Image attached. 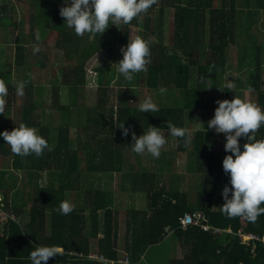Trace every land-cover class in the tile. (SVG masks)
Returning a JSON list of instances; mask_svg holds the SVG:
<instances>
[{"label": "trees", "instance_id": "16d2710c", "mask_svg": "<svg viewBox=\"0 0 264 264\" xmlns=\"http://www.w3.org/2000/svg\"><path fill=\"white\" fill-rule=\"evenodd\" d=\"M30 4L34 12L30 24L38 25L42 33V30L55 31L58 36L55 47L63 48L66 59L74 57L76 64L63 67L60 85L51 89L53 106L61 116L56 134L50 135L48 127L39 125L33 114L37 103L31 98L34 87L27 79L31 73L23 80L27 81L24 101L19 112H16L14 122L8 117L0 120V132H10L24 122L37 128L52 148L51 151L45 150L40 157L34 154L20 157L12 153L10 146L0 136V155L11 160L10 169H0V177L11 180V185L16 188L20 182L19 173L24 172L28 179L26 186L23 181L18 187L17 197L20 199L15 197L11 202L9 190L0 191L5 194L0 211L7 213L8 217L10 214L16 217L28 215L26 225L30 231L27 234H32V238L18 237L15 234L21 231L17 230V225L22 223L9 219L6 225V221H2L0 264H24L30 261L29 254L35 249L31 242L37 240L35 235L47 224V211L50 213V234L44 236V245L39 246H58L62 249L61 254L55 256L62 260L55 258V263L100 264L99 259H87L89 253L105 257L108 264L117 260L119 248L114 228L115 211L110 192L103 189L101 182L106 174L122 173L124 164L128 167L130 188L140 192L136 196V207L131 210L127 220L130 235H126L124 249L130 264L140 263L148 248L164 241L167 229L178 223L186 213L195 210L204 212L209 224L222 229L223 233L213 235L197 226L174 229L170 234L187 252L181 259L170 260L169 264H264V247L256 244L255 253L252 254L251 245L242 243L238 237L241 220L246 223V231L263 233L264 215L254 223L242 217H227L220 208L224 203L221 196L223 188L216 192H206L203 188L196 190L193 207H189L186 192L179 191L178 186L169 183L166 187L163 182L156 184V176L149 172L148 167L144 168L138 160L128 162L127 152L136 153L131 151V133L124 136L120 128L124 124L137 136L142 135L149 125L162 127L165 133H168V122L187 128L191 136L190 147H185L183 138L175 137L176 146L178 153L193 151L197 155L196 165L191 166L185 161L171 169L190 172V178L196 185L201 183L200 176L214 173L215 166L219 168L225 155L230 153L224 150L226 138L223 134V155L221 158L215 156L210 149L211 143L209 145L206 139V126L209 118L212 119L209 114L214 109V89L218 83L216 74L223 72L228 62V52L234 46H238L240 52L238 64L241 71L230 80L232 87L225 86L223 90L229 100L241 95L246 100L249 89H252L257 105L264 110V45L257 42V34L250 32L256 22V14L264 11V0H245L243 7L237 6V0H157L147 13H142L129 24L110 25L101 36L93 38L88 34L77 36L64 24L65 20L59 14L62 0H31ZM5 9V5L0 3V26L8 24V17L2 15ZM169 16H172L171 24ZM244 19L246 22L243 24ZM20 24H24V20H20ZM131 28L136 30L134 37L131 36ZM136 36L152 38L151 63L146 71L134 74L131 81L120 76L116 79V87H113L110 80L117 76L118 65L115 63L122 59L120 49ZM31 40L32 37L28 43ZM25 50L23 43L15 46L14 60L18 67L25 63ZM94 56L99 57L101 62L95 70L93 104L79 105L78 94L86 85L85 64ZM35 57L34 64L43 68L47 54L41 50ZM191 67L195 69L194 82L189 79ZM139 77L144 78V87L154 92L156 98L161 97L163 103L157 104V112L142 113L138 107L127 102V94L133 92L136 87L134 80ZM6 85L8 96L5 98V109L8 112L12 104L19 103L13 99L16 86L11 82ZM72 107H77L79 124L74 148L70 147V122L67 119ZM256 137L264 139V126L257 130ZM244 143L246 140L241 138L242 151ZM169 166L170 160L163 163L160 169ZM222 172L225 173L223 168ZM43 174L47 175L48 181L40 187L37 179ZM182 178L186 179L184 174ZM74 191L82 192L83 206L62 215L56 209L62 201H70ZM26 198H32L28 210L22 207ZM144 206L145 209L142 208ZM8 230L13 237L6 236ZM224 230H231L232 233ZM17 238L28 244L26 248L22 244L19 246ZM6 258H9L8 262Z\"/></svg>", "mask_w": 264, "mask_h": 264}, {"label": "rangeland", "instance_id": "374dc122", "mask_svg": "<svg viewBox=\"0 0 264 264\" xmlns=\"http://www.w3.org/2000/svg\"><path fill=\"white\" fill-rule=\"evenodd\" d=\"M30 2L31 0H0V3L2 5H5L6 7L2 15L8 17V24L6 26H0V78H3L5 83L11 82V84L16 86L19 82L26 79V76H29L31 73V77L29 76L27 79L31 81L30 84L34 87V91H32L31 98H33L35 101H32L37 103L36 107L34 108L33 114L37 117L39 125L48 127V129L50 130V135H53L56 134L57 129L61 124V116L59 115V111L56 109V107L53 106V95H51V89L54 86L60 85L63 67H65L66 65H70L71 67L74 66L76 64V59L74 57H71L70 60H67L64 55L63 48L58 49L55 47L58 41V36L55 31L42 30V33L38 25L30 24V22H32L31 15H33L34 13L32 4H30ZM244 2L245 0H237V6L243 7ZM20 20H24V24L21 25ZM245 22L246 20L244 19L243 24ZM250 32L252 34H257V42L259 44L264 45V11H260L256 14V22L251 26ZM36 34L40 35L42 51L47 54V59L43 68H40L38 65L34 64L36 57L32 52V46L34 43H36ZM135 34V28H131V36L134 37ZM31 37L32 40L30 41V43H28ZM18 43H23L26 48L25 63L22 64L21 67H18L14 60V50L15 46ZM235 49L237 51H234ZM228 54L229 57L226 67L223 69V72L218 71L216 74V78H218V83L216 88L214 89V109L209 114L210 117L212 115V118L214 116L215 108L218 107L216 101L225 99L229 100V98L225 94V91L223 90L224 87L228 86L230 84V80L236 77L237 74L241 71L238 64L240 55V52H238V46H234V48H231ZM100 62V58L94 56L89 59L85 64L86 85L81 88L78 94L79 105L85 104V106H90L93 104L95 93V89H93V86L95 85V70L100 65ZM190 69V81L194 82L195 69L193 67H191ZM110 70H112L111 66ZM142 78L134 80V85H136V87L133 89V92H128L127 102L130 103L132 106L138 107L139 103L143 102L146 97L151 96L153 102L159 105L156 99H159L161 97L154 98V92H151L149 89L144 87V78ZM113 80H116L115 76L111 78L110 83L113 85V87H116L115 85H117V81L114 84ZM36 81L38 82V84L36 83ZM25 82L27 81L25 80ZM240 98L244 99V96L241 95ZM13 99L17 100L19 104H12V106H10V108L12 109H10L8 112L5 109L4 113L0 114V120L3 117H8L9 119H11L12 122H14L15 118L17 117L16 112H19L21 108V103L24 101V95L19 96L15 91ZM246 100H250L257 104L256 97L252 92L249 93ZM64 102L65 101H61V103ZM71 109L72 112L67 119L70 122V147L74 148L76 147V131L77 129H79V124L77 107H72ZM1 125L2 123L0 122V126ZM206 128L208 131L206 139L209 145L211 143L210 149L214 152L217 158H221V156L223 155V133L217 134L215 133L214 129H208L207 126ZM165 137L167 141L166 144H170L168 146H166L165 144L161 151H164L165 155H170L169 159L171 161V164L169 168L165 167V169L161 170L160 166L163 164L161 160L152 157L150 154H144L142 156L143 159H140L141 161L138 162L144 168H147L148 166L151 167V169L149 167V172L155 174L156 184H158L159 182H163L166 187L169 186V183H171L172 186L173 184L175 186H178L179 191L186 192V201L189 207H193L196 192L199 191L201 188H203L206 192H216L222 189L227 184V182L229 181V176H226L225 173L223 174V167L221 164L219 165V168L215 166L214 173H212L210 176H200V178L198 177L201 180V183H199L198 185H196V183L193 184L195 181L191 180L190 177H192V174L190 172L187 171L183 173L171 169L175 164L179 162L184 163L185 161H187L191 166L196 165L197 155L194 154L193 151L191 153L186 152L181 155L177 154L178 150L176 147V138L172 137L168 133H165ZM162 156L164 155L161 153L160 157ZM126 158L128 161L132 162L136 160L134 159V154L132 153H129ZM167 159L168 157L164 156L163 160L167 161ZM141 162L146 163V165L142 164ZM10 167L11 160L8 158H3L0 155V169H10ZM128 173V167L126 164H124L122 173H110L109 176L106 174L102 177L101 184L104 185L107 191L111 192L112 197L115 201L114 207L118 212H122L125 209L126 199L130 198V202L134 204L136 201V196H138V194L140 193L137 192V190L130 188L132 185L131 182L128 180ZM183 174L186 179L182 178ZM18 176L20 181L18 187L20 188L21 184L24 182L26 186V181L28 180L26 174L23 172L22 174L19 173ZM46 179L45 175H42L40 180L39 178L37 179V185H41L40 187L45 186V183H47L48 181V179L47 181ZM10 182L11 180H9L8 183L10 184ZM8 183H5L4 185H7ZM18 187L15 188V192H17L16 195H18L19 192ZM81 197L82 192L74 191L71 193L70 202L74 205V208H79L80 205H83V200L81 199ZM3 220L4 213L0 211V221ZM120 223L122 228V225L125 222L121 220ZM0 225L2 226L1 222ZM167 231L169 234H164V241L158 245L148 248L143 260L138 264H169L170 260L181 259L184 256V254L187 252V249H185L181 245V243L170 234L171 231L169 229H167L166 232ZM122 235L123 233L121 232V241L125 240V235ZM123 264H130V262L128 261L127 263L126 260H124Z\"/></svg>", "mask_w": 264, "mask_h": 264}, {"label": "clouds", "instance_id": "9594fccd", "mask_svg": "<svg viewBox=\"0 0 264 264\" xmlns=\"http://www.w3.org/2000/svg\"><path fill=\"white\" fill-rule=\"evenodd\" d=\"M157 0H62L63 6L59 14L64 18L66 26L74 31L77 36L88 34L90 38L101 36L110 25L129 24L142 13H147ZM36 43L32 46L33 54L41 52V37L35 35ZM152 38L145 39L136 36L129 39L128 43L121 47L122 59L117 63V76H123L131 81L134 74L146 71L151 63ZM116 83V80H113ZM232 87L231 84L228 85ZM25 82L16 85V93L24 95ZM251 92L252 89H249ZM8 86L3 78H0V113H4ZM218 107L214 110V116L207 122L208 129H214L215 133H223L226 138L224 150L226 153L222 161V167L229 182L221 192L224 200L220 207L224 215L229 218L242 217L249 222H256L258 217L264 215V139H257L256 132L264 126V110L250 100H244L234 96L232 100H217ZM158 106L151 96L139 103L138 111L142 113L157 112ZM122 134L128 136L131 133V151L136 154H150L159 158L161 150L166 144L165 129L149 125L142 135L137 136L131 128L120 126ZM167 132L172 137L183 138L185 147L191 144V136L187 128L176 127L171 122L167 123ZM12 153L26 157L34 154L36 157L43 155L45 150L52 148L48 141L35 127L24 122L19 123L12 131L0 132ZM246 140L241 150L240 139ZM62 215H68L74 210V205L69 200H64L56 209ZM4 220L6 214L4 211ZM2 223V221H0ZM3 224V223H2ZM245 230V229H244ZM58 246H37L30 254L31 264H47L49 258L61 254ZM125 257V256H124ZM100 264H108L105 257L98 258Z\"/></svg>", "mask_w": 264, "mask_h": 264}, {"label": "crops", "instance_id": "0c3cea01", "mask_svg": "<svg viewBox=\"0 0 264 264\" xmlns=\"http://www.w3.org/2000/svg\"><path fill=\"white\" fill-rule=\"evenodd\" d=\"M171 14H172V12H171ZM173 16V15H172ZM172 16H169V18H168V21H170V24L172 23ZM191 70V69H190ZM190 70H189V73H190ZM189 79H190V75H189ZM191 80V79H190ZM154 98H156L155 96H154ZM156 101L160 104V103H163L162 102V99L161 98H159V99H156ZM166 146H168V144H166ZM177 147V146H176ZM161 153L164 155V156H167L168 157V159H167V161H164V160H162L163 158H164V156H162V157H159L158 159L159 160H161V162L162 163H167L168 162V160H170L169 158H170V155L168 154V155H165L164 154V151H161ZM177 154H179V155H181V154H184V153H178V151H177ZM144 154H134V159H136V160H138V162L139 161H141L142 159H143V156ZM145 155H147V153H145ZM128 155H126V157H127ZM141 159V160H140ZM128 162H132V161H128ZM142 163V162H141ZM144 165H146V163H143ZM170 164H171V161H170ZM129 166V165H128ZM149 167L150 166H148V169H149ZM150 169H151V167H150ZM149 169V170H150ZM154 174V173H153ZM19 175V174H18ZM43 175H45V174H43ZM109 176V175H108ZM46 175H45V179H46ZM4 178V177H3ZM6 179V178H5ZM41 179V177H39V180ZM5 181V182H4ZM46 181H47V179H46ZM9 182V180H4V179H2L1 177H0V191H2V189L3 190H9V199H10V201L12 202V200L16 197L17 199H20L19 197H17L18 195H16V192H15V188L16 187H14V186H12L11 185V182H10V184L8 183ZM5 183H8L7 185H4ZM40 184V183H39ZM41 186V185H40ZM103 189L104 190H106L107 191V189H105V187H104V185H103ZM108 192H110V191H108ZM4 196H5V194H2L1 192H0V205H3L4 203H3V198H4ZM15 198V199H16ZM32 198H26V199H24V201H25V203H24V205L22 206L23 207V209L24 210H28L29 208H30V205H31V202H30V200H31ZM110 199L112 200V208H113V210L115 211L114 212V215H115V218H116V225L114 226V228H115V232L117 233V235H118V239H117V243H118V251H119V253H118V258H117V260H114V261H109V263L110 264H123V263H120V261H121V259L122 258H124V256L126 257L127 256V258H128V261H129V257H128V254L126 253V249H124L125 248V240H123V241H121V232L123 233V235L122 236H124L125 235V239H126V235H130V232H129V230H128V227H127V220H128V218L130 217V213H131V210L132 209H134L135 207H136V201H135V203L134 204H132L131 202H130V198H128V199H126V201H125V204H126V206H125V209L122 211V212H118L117 210H116V208L114 207V199H113V197H112V194H111V192H110ZM125 200V199H124ZM81 206H83V205H80V207ZM79 207V208H80ZM143 209H145V206L144 207H142ZM49 217H50V213H49V211H47V224H44L45 226H44V228H42V229H40V232H39V234L38 235H35V238H37V240L35 241V242H31V243H33V247L34 248H36L39 244H43L44 245V242H45V240H43V238H44V236L45 237H48L49 236V232H50V225H49ZM122 217V218H121ZM9 219H11V220H13V221H15V222H20V223H22V224H16L17 225V230L18 229H20L19 231H21V233H19V234H15L16 232H14V234L16 235V236H18V237H21V236H23V237H25V238H32L31 237V235L32 234H27V231H30V229H29V227H28V225H26V223H27V221L29 220V216L28 215H22V216H20V217H16V216H14V215H12V214H10V216L8 217V214L6 213V222H5V224L6 223H8V221H9ZM121 220H123V222H125L123 225H122V228H121V223H120V221ZM3 225V224H2ZM7 225V224H6ZM5 225V226H6ZM245 226H246V223L243 221V220H241V228H245ZM2 230V226L0 225V231ZM171 233V232H170ZM0 234H3L2 232L0 233ZM169 234V233H168ZM6 236H11V237H13L14 235L12 234L11 235V232L8 230L7 232H6ZM17 243L19 244V246L22 244V246L23 247H25L26 248V246L28 245V244H26L25 242H23V241H20L19 240V238H17ZM32 247V248H33ZM255 249H256V247H255ZM34 250V249H33ZM33 250H31V252L33 251ZM62 250V249H61ZM30 252V253H31ZM26 255V254H25ZM24 255V256H25ZM145 256V255H144ZM7 257H9V256H7ZM55 258H57L58 260H62L60 257H52V258H49V260L47 261V263H49V264H63L62 262H59V263H55L54 262V260H55ZM85 257H83V259H84ZM87 259H91V260H98V256L96 255V254H94V253H89V256L88 257H86ZM143 258L144 257H142V260H143ZM9 259V258H8ZM8 259L6 258V260H7V262H8ZM108 261V260H107ZM28 262H30L29 260H27V261H25L24 262V264H28Z\"/></svg>", "mask_w": 264, "mask_h": 264}, {"label": "built area", "instance_id": "2783aa9c", "mask_svg": "<svg viewBox=\"0 0 264 264\" xmlns=\"http://www.w3.org/2000/svg\"><path fill=\"white\" fill-rule=\"evenodd\" d=\"M180 227L187 228L189 226H197L201 228L203 231L211 232L213 235H220V233H223V230L214 227L209 224L204 212L202 211H193L192 213H186L181 219H180ZM224 232L232 233L231 230H224ZM238 237L242 243H245L246 245H251V253H255V247L256 244H260L264 247V232L263 233H253L251 231H246L241 228V230L238 232ZM124 260L128 263L127 256L122 258L120 263H124Z\"/></svg>", "mask_w": 264, "mask_h": 264}, {"label": "water", "instance_id": "95a60500", "mask_svg": "<svg viewBox=\"0 0 264 264\" xmlns=\"http://www.w3.org/2000/svg\"><path fill=\"white\" fill-rule=\"evenodd\" d=\"M180 227V222L175 223L174 225H172V227L169 228V230L172 232L174 229L179 228ZM168 233V231L166 232V234Z\"/></svg>", "mask_w": 264, "mask_h": 264}]
</instances>
